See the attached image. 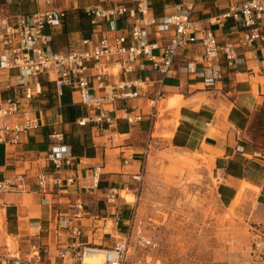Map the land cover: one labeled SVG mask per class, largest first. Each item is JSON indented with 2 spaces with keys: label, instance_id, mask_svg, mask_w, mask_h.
<instances>
[{
  "label": "crops",
  "instance_id": "obj_1",
  "mask_svg": "<svg viewBox=\"0 0 264 264\" xmlns=\"http://www.w3.org/2000/svg\"><path fill=\"white\" fill-rule=\"evenodd\" d=\"M99 1L53 0L52 6L67 8L68 15V41L60 50L66 49L69 43H75L70 41L68 34L71 32L68 31L78 26L81 20L79 9ZM177 1L153 0V6L158 14H168L174 11L173 4ZM231 2L196 0L193 16L202 18L203 24L211 27L219 40L229 37L237 43L242 29L240 23L232 18L221 23H209L208 20L226 11ZM37 8L44 9L45 5H36L29 0H2L0 14ZM61 30L47 28L53 34L52 47L56 51L55 39ZM150 39H154L152 35ZM238 52L246 60L228 66L222 58L223 78L215 87H206L201 77L182 68L187 58H194L199 53V48L191 45L179 49L175 73L166 79L161 100V106L168 110L159 118L158 107L156 117L152 118L154 126L149 125L145 98L126 102L133 114H143L141 120L127 123L117 119L115 127L108 128L94 123L80 125L78 119L89 114V109L78 102L77 92L69 87L58 97L54 83H46L44 74L40 76L43 85L41 95L24 99L21 90H4L3 95L18 94L22 108L32 111L41 126L22 134L17 143L0 144V179L23 174L25 186L24 190L0 193V264H10L9 257L13 255L28 256L31 244L38 245L40 259L64 264L75 262L69 255L64 258L57 256V250L68 246L71 241L68 229L60 230L58 222L61 216L73 214V203L78 198L87 203L86 214L73 218V222L83 229L79 239L82 244L106 247L115 237L125 234V228H118L119 222L112 234L102 232V218L113 211L105 204L104 196L111 187L120 189L119 184L138 171L144 147L134 150L129 141L126 144L123 143L125 141H117L119 136L137 143L139 137L143 141L155 130L160 134L167 133L165 140L173 147L198 151L212 159L219 172L217 189L221 200L233 204L243 195L264 206V157L260 155L264 150V47L239 48ZM255 60L257 64L253 65ZM11 73L15 75L17 70L13 69ZM154 76L158 74L154 73ZM13 83L14 80L10 79V84ZM172 98L174 101L170 100ZM167 99L170 102L166 105ZM121 105L122 101L115 102L116 107ZM68 107L78 111L73 121L66 119ZM115 114L117 117L119 110ZM53 132L62 133L63 140L51 137ZM51 150L60 154L71 153L75 162L78 158L81 162L77 168L67 166L54 171L47 166V154ZM113 150H118L117 154ZM123 151L133 152V158L127 163L123 162ZM98 165L101 173L95 185L92 171L93 166ZM41 170L49 172L45 191L36 181V174ZM69 176L73 177L72 182L65 180ZM153 262L159 264L158 259Z\"/></svg>",
  "mask_w": 264,
  "mask_h": 264
},
{
  "label": "built area",
  "instance_id": "obj_2",
  "mask_svg": "<svg viewBox=\"0 0 264 264\" xmlns=\"http://www.w3.org/2000/svg\"><path fill=\"white\" fill-rule=\"evenodd\" d=\"M2 0H0L1 3ZM34 4L42 3L44 9L28 12H8L0 14V144L17 143L22 134L41 126L40 120L32 111L22 108L18 94L3 95V91L21 90L22 98L31 99L43 93L41 74L47 81L54 83L55 94L60 97L66 87L77 92L78 102L86 106L90 113L80 117L78 123L115 127L117 119L134 123L142 119L143 114H133L126 104L136 98H145L148 106L149 125L154 126L152 118L158 113V105L164 97L165 80L175 73V59L179 49L196 45L199 53L194 58H187L182 68L189 74L202 78L206 87H215L223 78L220 60H226L228 66L244 62L245 56L239 48L264 47V0H232L223 13L209 18V23H221L232 18L241 25V33L236 41L226 37L219 40L212 28L205 26L202 18L193 16L196 0H178L173 4L174 11L158 14L153 0H100L82 8L90 31L80 32L79 37L69 43L64 50L55 51L52 47L51 31L62 29L67 16V8L52 6L53 0H29ZM47 28L51 31H47ZM154 39H150V36ZM257 61L253 62L256 65ZM17 70L13 75L11 71ZM157 73L158 76H154ZM10 79L14 80L10 84ZM123 105L116 107L115 102ZM119 110L116 117L115 111ZM57 141L63 140L60 132L50 134ZM149 133L142 151L143 157L149 148ZM260 155L264 157V150ZM138 171L133 178L141 176ZM133 158V152L123 151V162ZM48 164L54 171L75 166L71 153L60 154L51 150L47 154ZM101 167L93 166L92 180L96 185ZM49 172L39 171L36 181L45 191ZM72 182L73 177H66ZM24 176H2L0 193L24 190ZM118 193L113 187L104 196L105 204L113 208L106 213L101 227L104 234H112V226L120 219ZM87 203L78 198L74 201L71 216H61L59 229H68L71 241L68 246L57 250V256L74 258L75 262L85 263L83 256L89 251H103L102 264H125L128 250V234L115 237L110 246H89L80 242L83 229L73 222L86 214ZM116 220L114 223L110 215ZM133 210L128 212L126 223L133 219ZM110 223V224H109ZM110 228V230H108ZM136 239L141 244L155 243L150 238L140 235ZM10 264H64L39 258V247L31 244L28 256L9 257ZM168 264H172L171 262Z\"/></svg>",
  "mask_w": 264,
  "mask_h": 264
},
{
  "label": "rangeland",
  "instance_id": "obj_3",
  "mask_svg": "<svg viewBox=\"0 0 264 264\" xmlns=\"http://www.w3.org/2000/svg\"><path fill=\"white\" fill-rule=\"evenodd\" d=\"M77 28L68 31L71 42L80 35L73 30ZM55 40L63 48L67 33ZM161 104L159 118L168 110ZM122 137L117 141H129L134 150L145 146L140 137L137 143ZM167 137L156 130L152 133L140 178H125L117 190L118 228L128 234L125 264H155L157 259L159 264H264V206L243 195L233 204L221 200L219 172L212 159L173 147ZM132 210L133 219L126 223ZM111 220L116 221L113 214ZM114 229L115 225L111 232ZM138 229L155 245L139 243Z\"/></svg>",
  "mask_w": 264,
  "mask_h": 264
},
{
  "label": "trees",
  "instance_id": "obj_4",
  "mask_svg": "<svg viewBox=\"0 0 264 264\" xmlns=\"http://www.w3.org/2000/svg\"><path fill=\"white\" fill-rule=\"evenodd\" d=\"M79 15L81 16V20L78 23L77 29H79L80 32H82V33H87L88 31H90V27H89L86 19L82 16V10L81 9H79ZM67 17H68V15L66 16L65 23H64L62 30L59 32V34H61V35L62 34L65 35V33L67 32V28H66ZM52 43H53V37H52ZM58 50H60L59 47H58ZM55 51H56V49H55ZM46 83H48L50 85V81H47ZM77 115H78V111L76 110V108H73V107L67 108L66 119L73 121Z\"/></svg>",
  "mask_w": 264,
  "mask_h": 264
},
{
  "label": "bare ground",
  "instance_id": "obj_5",
  "mask_svg": "<svg viewBox=\"0 0 264 264\" xmlns=\"http://www.w3.org/2000/svg\"><path fill=\"white\" fill-rule=\"evenodd\" d=\"M83 261L85 263L102 264L104 262L103 251H99L97 253L89 251L88 253L84 254Z\"/></svg>",
  "mask_w": 264,
  "mask_h": 264
}]
</instances>
